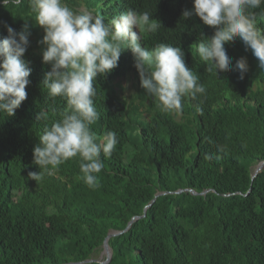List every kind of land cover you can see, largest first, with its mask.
Returning <instances> with one entry per match:
<instances>
[{
  "label": "trees",
  "instance_id": "obj_1",
  "mask_svg": "<svg viewBox=\"0 0 264 264\" xmlns=\"http://www.w3.org/2000/svg\"><path fill=\"white\" fill-rule=\"evenodd\" d=\"M65 2L105 21L128 9L148 11L161 29L142 34L141 46L179 47L206 94L184 97L179 115L161 111L140 87L132 53L125 49L115 69L95 78L100 118L92 130L98 136L115 131L118 138L111 157H101L99 187L78 179V158L45 173L42 181L31 180L28 173L39 171L33 148L66 101L46 95L42 80L50 66L42 63L39 43L44 33L28 0L18 6L0 3V39L7 35L5 25L17 32L27 25L22 59L32 69L27 99L15 115L0 113V264L99 259L108 233L124 230L136 217L126 232L108 239L107 264H264V170L252 179L264 161V71L251 50L245 51L239 38L224 46L233 64L247 58L243 79L235 71L208 72L194 45L213 29L198 17L181 18L192 0ZM252 11L264 28V5ZM40 111L47 121L36 119ZM157 193L165 194L151 204Z\"/></svg>",
  "mask_w": 264,
  "mask_h": 264
},
{
  "label": "clouds",
  "instance_id": "obj_2",
  "mask_svg": "<svg viewBox=\"0 0 264 264\" xmlns=\"http://www.w3.org/2000/svg\"><path fill=\"white\" fill-rule=\"evenodd\" d=\"M0 3L18 6L22 0ZM28 3L30 14L44 33L39 43L43 46L42 63L50 66L42 80L46 95L66 101L59 119L45 124L33 148V162L39 171L28 173L31 180L42 181L45 173L51 174L66 161L78 158V179L90 188L99 187L97 174L104 168L101 157H111L118 138L115 131L98 136L92 130L100 118L94 101L95 78L115 69L125 49L132 53L140 87L154 98L161 111L179 115L184 97L196 100L198 95L206 94L199 75L186 66L179 47L166 43L151 48L141 46L142 34L161 29L160 22L148 11L128 9L105 21L91 10L70 7L65 0ZM261 5L264 0H192L191 9L182 11L183 20L198 17L203 25L213 29L210 37L201 33L194 45L208 72L217 75L218 71H235L240 79L244 78L247 58L242 56L233 64L224 47L237 38L245 51L251 50L264 71V28L257 26V14L252 11ZM260 19L264 20V15ZM5 28L7 35L0 39V113L13 116L27 99L26 86L30 84L32 69L22 57L30 32L27 25L19 32L8 25ZM36 119L47 121L48 115L40 111ZM217 148L218 152L224 151L221 146ZM213 158L212 154H205V159Z\"/></svg>",
  "mask_w": 264,
  "mask_h": 264
},
{
  "label": "water",
  "instance_id": "obj_3",
  "mask_svg": "<svg viewBox=\"0 0 264 264\" xmlns=\"http://www.w3.org/2000/svg\"><path fill=\"white\" fill-rule=\"evenodd\" d=\"M262 170H264V161L260 162V163L256 166V168H255V170H254V172H253V174H252V179H254V178L256 177V175H257L260 171H262ZM188 191H190L192 194H196V193H195L194 191H192V190H188ZM207 191H208V190H207ZM207 191H205V192H207ZM180 192H182V190H179V191H177V192H175V193H180ZM205 192H204V193H205ZM162 194H165V193H157V194H155L154 198H153L152 201H151V204L155 201L156 197H158V196H160V195H162ZM149 206H150V205H149ZM149 206H147V207H149ZM147 207H146V208H147ZM144 215H145V211L143 212V214H142L141 217H143ZM136 218H138V217H136ZM136 218H132L131 221L128 223V225L126 226V228H125L124 230H122V231H120V232H110V233H108V235L106 236V238H105V240H104V242H103V246H102V248H103L102 253H103L104 256H105V259H104V260L101 261V260H98V259L91 258V259L84 260V261H82V262H77V263H67V264H86V263H91V262H98L99 264H107V263L110 261V259H111V255H112L111 250H110L109 245H108V239L111 238V237H113V236H116V235H119V234H122V233L126 232V231L130 228L132 222H133Z\"/></svg>",
  "mask_w": 264,
  "mask_h": 264
},
{
  "label": "rangeland",
  "instance_id": "obj_4",
  "mask_svg": "<svg viewBox=\"0 0 264 264\" xmlns=\"http://www.w3.org/2000/svg\"><path fill=\"white\" fill-rule=\"evenodd\" d=\"M121 82V84L124 86V85H127V87L128 88H131V84H129L128 82H127V80L125 81L124 79H119V80H117L116 82ZM105 256H104V254L101 252L99 255H98V258L99 259H102V258H104Z\"/></svg>",
  "mask_w": 264,
  "mask_h": 264
}]
</instances>
